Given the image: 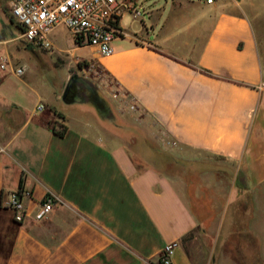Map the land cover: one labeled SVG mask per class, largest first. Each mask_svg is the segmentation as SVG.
<instances>
[{"label":"crops","instance_id":"0c3cea01","mask_svg":"<svg viewBox=\"0 0 264 264\" xmlns=\"http://www.w3.org/2000/svg\"><path fill=\"white\" fill-rule=\"evenodd\" d=\"M254 2L123 0L124 35L109 56L76 45L63 27L49 32L61 67L63 31L72 53L93 60L163 130L169 162L147 159L138 170L132 155L141 152L109 144L84 118L87 103L63 98L68 69L48 89L12 73L21 65L5 45L18 26L0 0L10 63L0 71V264H161L168 244L170 264H200V241L207 264H241L236 251L264 264V205L236 212L238 198L252 203L264 186V17ZM51 123L66 127L63 137ZM20 183L28 216L16 223L4 204ZM47 194L53 210L35 222Z\"/></svg>","mask_w":264,"mask_h":264},{"label":"rangeland","instance_id":"374dc122","mask_svg":"<svg viewBox=\"0 0 264 264\" xmlns=\"http://www.w3.org/2000/svg\"><path fill=\"white\" fill-rule=\"evenodd\" d=\"M253 5L258 13H262L264 17V0H255ZM261 23L264 25V18ZM7 34L11 40L5 46H7L10 56L12 59L17 60L19 65L26 67L25 74L21 78H25L29 83L41 85L48 89L49 86L57 85L60 77L68 69L70 77L77 75L78 78H82L87 83L88 88L81 83L74 84L72 91L77 99L87 103L83 116L91 122L92 128L97 134L99 133L111 145L126 142L132 151L141 152L138 155H132V160L138 170L146 166L147 159L160 161L162 164L169 162L160 154L167 152L166 141L162 142L160 140L164 136L163 130L151 121L142 120L143 111L139 110L133 113L123 105L121 99H125L124 95L126 93L118 89V85L93 60H87L76 53H72V45L67 41L66 32L60 31L58 33L60 40L58 46L64 49L65 54L68 53L67 58L63 60L67 64L66 67H61L64 66V63L56 60V56H58L56 50L46 51L26 45L24 40L20 38V30L15 25L9 28ZM260 39L264 41V37ZM259 47L264 64V42H260ZM70 92L71 88L67 95ZM115 94L120 96L115 97ZM58 123H60V120H58ZM254 198H257V200L255 201ZM243 204L249 205L248 210L251 207L254 210L256 206L264 205V186L257 195L254 194L252 203L248 199L238 198L236 200L237 213L244 211ZM243 240L249 241L247 239ZM192 247L193 254L197 258L196 262L207 264L205 258L209 255L207 245L200 241V243L195 242ZM235 255L241 264H255L258 257L255 251H236Z\"/></svg>","mask_w":264,"mask_h":264},{"label":"built area","instance_id":"2783aa9c","mask_svg":"<svg viewBox=\"0 0 264 264\" xmlns=\"http://www.w3.org/2000/svg\"><path fill=\"white\" fill-rule=\"evenodd\" d=\"M211 5L218 0H202ZM9 12L20 30V38L32 48L52 50L48 39L51 30L65 28L73 42L79 46H90L100 56L113 53L112 42L124 33L119 27L123 13V0H7ZM135 15H139L135 11ZM10 65L9 60L0 52V71ZM24 66H12V73L20 78L25 74ZM119 97V94H115ZM123 105L131 112L140 110L132 98L125 94ZM39 108H42L41 106ZM29 194L23 190L8 195L4 207L13 213L16 223H23L28 216L23 198ZM54 207V197L47 194L39 204L32 220H45ZM175 244L166 245L160 255L161 264H170Z\"/></svg>","mask_w":264,"mask_h":264},{"label":"trees","instance_id":"16d2710c","mask_svg":"<svg viewBox=\"0 0 264 264\" xmlns=\"http://www.w3.org/2000/svg\"><path fill=\"white\" fill-rule=\"evenodd\" d=\"M203 72H205L206 74L211 75V73L208 72V71H203ZM57 117L63 119V116L60 115V114H58ZM58 127H59V128L57 129L56 124H53V125L50 127V129H51V131H52L54 134L58 135L59 137H63L64 134H65V132H66V127L63 126V125H59ZM21 190H23V188H22V184L20 183V186H19L18 191H21Z\"/></svg>","mask_w":264,"mask_h":264},{"label":"water","instance_id":"95a60500","mask_svg":"<svg viewBox=\"0 0 264 264\" xmlns=\"http://www.w3.org/2000/svg\"><path fill=\"white\" fill-rule=\"evenodd\" d=\"M77 83H81L88 88L87 83L82 78H78L77 75H73L72 77L69 78L66 84V88L63 95L64 99L66 98L69 89L72 88V86Z\"/></svg>","mask_w":264,"mask_h":264},{"label":"flooded vegetation","instance_id":"af4514ba","mask_svg":"<svg viewBox=\"0 0 264 264\" xmlns=\"http://www.w3.org/2000/svg\"><path fill=\"white\" fill-rule=\"evenodd\" d=\"M69 97H70V98H73V99L76 98V95L73 93L72 90H71V92H70V94H69Z\"/></svg>","mask_w":264,"mask_h":264}]
</instances>
